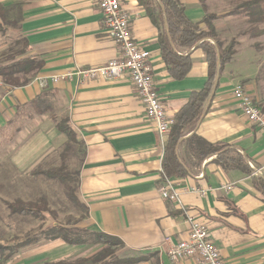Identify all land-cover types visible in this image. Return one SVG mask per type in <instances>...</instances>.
<instances>
[{
    "label": "crops",
    "instance_id": "1",
    "mask_svg": "<svg viewBox=\"0 0 264 264\" xmlns=\"http://www.w3.org/2000/svg\"><path fill=\"white\" fill-rule=\"evenodd\" d=\"M119 1L130 18L135 41L150 54L156 89L168 115L175 119L191 95L206 86L209 66L205 52L193 49L190 73L180 80L173 78L162 57L159 30L145 9L138 0ZM179 1L196 24L211 14L209 8L217 7L218 1L219 6L234 4L232 0ZM0 6L6 8L0 10V55L7 58L5 65L28 57L43 60V69L27 84L0 89V135L17 125L11 160L20 172L46 162L50 153L61 146L72 151L74 146L80 147L78 197L86 212L78 227L118 238L128 257L143 259L136 264H200L197 256L173 262L168 255L170 243L188 237L184 210L208 229L226 264H264V196L253 185L254 177L264 178V131L248 121L233 95L238 84L234 70H254L252 57L246 58L248 53L253 55L252 47L247 54L240 53L239 62L237 51L226 65L195 129L206 142L228 145L242 156L252 175L225 170L216 163V156L199 163L186 142H181L178 154L187 164L189 175L171 179L181 196V208L163 199L158 190L169 135L161 137L146 117L129 77L113 81L74 79L47 90L35 81L39 76L102 67L120 57L119 46L104 31L97 0H0ZM233 23L229 13L216 15L213 21L216 32L232 28ZM240 80L263 108L264 90L259 87L263 84L248 75ZM40 106H49L57 117L61 114L68 118L79 143L68 141L50 112L38 113ZM28 108L32 112L23 114ZM68 157L64 163L67 168L72 160L71 155ZM225 186L232 189L226 190ZM194 189L204 191L205 196ZM44 243L56 249L44 264L88 259L106 248L96 244L100 248L92 253V248L87 249L89 244Z\"/></svg>",
    "mask_w": 264,
    "mask_h": 264
},
{
    "label": "trees",
    "instance_id": "2",
    "mask_svg": "<svg viewBox=\"0 0 264 264\" xmlns=\"http://www.w3.org/2000/svg\"><path fill=\"white\" fill-rule=\"evenodd\" d=\"M138 3L145 9L147 16L159 30L158 41L162 57L173 78L180 80L190 73L192 68L190 52L193 49L200 48L205 52L209 66L206 86L203 90L194 92L188 103L175 117V125L164 147L161 183L166 178H183L189 175L187 164L178 154L179 145L184 141L187 147L191 148L190 150L193 151L199 163L209 157L216 156V163L225 170H239L247 175H252V170L246 164L245 159L231 150L228 145L210 144L195 132L205 114V106L212 96L214 87L219 86V83H216L217 79L220 78L226 65L236 53L234 49L236 41L232 40L230 45L223 47L213 25L216 15L206 14L201 23H193L187 17L185 7L179 0H138ZM5 9L0 6V10L4 11ZM233 14L245 17L253 37L264 35V30L261 28L264 26V0H241ZM202 25L206 27V30L202 28ZM42 69L43 60L38 57H28L0 67V78L7 87H20L27 84L30 78ZM262 110L264 112V107ZM48 111L49 109L43 110L40 106L38 113ZM51 118L57 129L67 137L70 143H79L78 136L68 118L58 119L53 114ZM190 134L191 136L187 137ZM62 158L63 162L59 168L44 170L40 167L34 170L33 174L44 176L48 181L59 182L66 188L69 201L85 213L86 207L78 197L79 175L67 171L64 164L65 154ZM253 185L264 196V178L254 177ZM6 206L13 216L30 217L42 222L46 221L47 215L56 218V212L50 208L45 197L36 201L18 199L10 203L7 202ZM69 226L56 223L52 227L41 228L24 238L14 236L11 240L0 243V264H10L13 257L22 249L42 241H63L70 245H85L91 240L89 238L106 248L88 259L49 264H136L143 260L142 258L121 257L118 250L124 249V243L118 238Z\"/></svg>",
    "mask_w": 264,
    "mask_h": 264
},
{
    "label": "rangeland",
    "instance_id": "3",
    "mask_svg": "<svg viewBox=\"0 0 264 264\" xmlns=\"http://www.w3.org/2000/svg\"><path fill=\"white\" fill-rule=\"evenodd\" d=\"M213 1L216 0H208L209 3ZM232 2L234 3L233 6L228 7L221 4V6H219V3L221 2L218 1V6H212L211 8H209L208 12L213 15H222L225 13H229L234 17L233 27L230 29L222 28L217 31L218 38L223 44V47H227L228 45H230L232 40L236 41L234 49L235 52H239L237 59L238 62L242 58V55H240L241 52L247 54L250 47L254 49V53L252 52V56L250 53L246 55V58L252 57L250 59L252 65L251 67L254 70H234V76L238 77L237 85L241 86L242 88L244 87L240 78L245 75L254 77L255 80H258L263 84L259 85L260 89L263 91L264 35H262L261 37H253V35L250 33V26L247 23L245 17L243 15L233 14L237 4L240 1L232 0ZM222 24L223 23H221V25ZM202 28L206 30L205 26H202ZM261 28L262 30H264V26H261ZM7 61V58H2L0 55V65L3 64L2 66H4ZM262 103H264V101H262ZM46 107L47 108H42L41 106V109H49L48 112H50L51 115H55L51 107ZM28 109L29 111L24 110L23 114L32 112L31 108ZM22 117L26 116L24 115ZM57 118L61 119L66 117L60 114V116ZM21 122H24L23 119H21ZM16 126L17 125H14L11 131L7 132L6 134L0 135V243H5L6 241L11 240L14 236L18 238H24L28 234L35 233L41 228L47 229L54 226L56 223L65 226L70 225L69 227L72 228H79V223L84 219L85 214L83 210L76 208V206L69 201L66 188L57 181H48L44 176H35L33 174V171L39 169L40 167L44 170L51 169L53 168L52 166L54 164L60 166V156L65 154V163L68 156L71 155L72 159L70 160V164L68 165L69 168L66 167L67 171L72 174H77V163L82 157L81 148L74 146V150L72 151L70 149H65V146H61L58 149L54 150V153H50L46 162L35 166L28 172L22 173L12 164L11 160L12 155L15 153L14 148L16 147L15 141L17 134L16 131H13ZM42 197H45L47 199L50 208L56 212L57 219L55 217L47 215L46 221L42 222L33 220L30 217L18 215L13 216L10 214L9 209L6 206L7 202L10 203L18 199H21L23 201H36ZM89 239L91 240L87 243L89 244L87 249L92 248V253L98 251L100 246H94L98 243H95L92 238ZM44 242L47 241H42L34 246H31L30 248L22 249L16 256L13 257L10 264H44L45 261L49 260L56 251L55 247H53L54 245H50V243ZM118 252L121 257L130 256L128 251L125 249H119Z\"/></svg>",
    "mask_w": 264,
    "mask_h": 264
},
{
    "label": "built area",
    "instance_id": "4",
    "mask_svg": "<svg viewBox=\"0 0 264 264\" xmlns=\"http://www.w3.org/2000/svg\"><path fill=\"white\" fill-rule=\"evenodd\" d=\"M97 3L103 16L104 31L119 46L120 57L102 67L76 69L61 76H39L35 81L41 89L47 90L61 82L74 79L80 82L97 79L113 81L127 76L134 84L144 105L146 117L155 125L161 137L168 136L175 125V119L168 115L164 101L156 89L149 52L142 49L135 41L130 18L122 9L119 0H97ZM4 87L5 84L0 78V89ZM233 95L248 121L264 131V112L252 96L239 85L234 88ZM225 189L231 190L232 186H225ZM158 190L163 199L183 208L177 185L171 179H164ZM194 191L205 196L204 191L196 189ZM184 214L189 225L188 237L177 243H170L168 255L171 261L179 262L197 256L200 264H226L208 229L185 210Z\"/></svg>",
    "mask_w": 264,
    "mask_h": 264
}]
</instances>
